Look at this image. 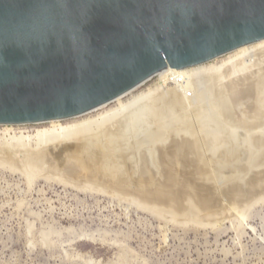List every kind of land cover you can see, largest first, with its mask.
Segmentation results:
<instances>
[{
  "label": "bare ground",
  "instance_id": "1",
  "mask_svg": "<svg viewBox=\"0 0 264 264\" xmlns=\"http://www.w3.org/2000/svg\"><path fill=\"white\" fill-rule=\"evenodd\" d=\"M219 58L167 77L159 87L140 95L136 92L69 120L46 124L35 133L0 132V138L1 134L4 139L9 137L4 142L0 140V155L13 159V155L22 153L21 156L29 155V159L37 162L49 159L50 155L64 158L66 166L62 172L68 178L105 187L103 190L108 192L110 189L119 194H133L140 199L139 205L142 201L148 209L167 208L176 217L211 221L233 211L238 219H245L250 209L264 202V171L259 170L264 167V40ZM243 107L245 113H239ZM239 115L242 118L236 119ZM83 116L87 118L81 119ZM142 118L147 119V131L145 125L141 126L144 130L138 128ZM209 125L233 134L225 137L228 145L225 142L215 145L207 155L201 132ZM136 127L146 133L142 135L140 130L143 138L137 135L132 138L128 144L131 151L126 154L122 140L128 139L124 136ZM166 139L171 141L161 149V179L148 168L140 170L141 164L134 177L125 176L115 155H139L137 151L143 143L156 146ZM215 179L222 182L221 186L211 183ZM245 179L248 187L245 183L242 186L246 189L240 184ZM224 198L232 205L228 210L222 207Z\"/></svg>",
  "mask_w": 264,
  "mask_h": 264
},
{
  "label": "water",
  "instance_id": "2",
  "mask_svg": "<svg viewBox=\"0 0 264 264\" xmlns=\"http://www.w3.org/2000/svg\"><path fill=\"white\" fill-rule=\"evenodd\" d=\"M264 40V0H0V125L97 110Z\"/></svg>",
  "mask_w": 264,
  "mask_h": 264
},
{
  "label": "rangeland",
  "instance_id": "3",
  "mask_svg": "<svg viewBox=\"0 0 264 264\" xmlns=\"http://www.w3.org/2000/svg\"><path fill=\"white\" fill-rule=\"evenodd\" d=\"M160 83L138 91V95L159 87ZM239 113H245L244 107ZM239 118L242 117H236ZM145 121L147 119L142 118L138 128L144 127ZM45 126L0 125V132L27 130L35 133L37 128ZM138 128L135 131L131 128L133 132L124 136L128 139L122 140L123 147H127L126 154L131 151L128 144L136 135L143 138L146 133L143 131L146 125L143 130ZM148 128L147 125L146 131ZM220 129L209 125L201 132L205 137L203 151L207 155L220 143L228 145L225 137L233 133ZM3 135L1 142L9 138L4 139ZM170 141L166 139L159 146L143 143L137 151L139 155H115L122 165L118 164L119 168L126 177L128 174L134 177L141 164L140 170L148 168L161 179L160 153ZM21 154L13 155V159L0 155V264H264V202L250 209L245 219H238L237 214L230 211L212 222L204 219L206 225H202V220L192 221L183 215H177L180 220H176V215L167 208L148 209L142 201L139 205L140 199L133 194H119L110 189L108 192L103 190L105 187L68 178L69 175L63 173L64 158L50 155L49 159L33 162L29 155ZM259 170L264 171V167ZM215 180L211 183L221 186L222 182ZM248 181H241V187L246 189ZM224 199L222 207L228 210L232 205L230 200Z\"/></svg>",
  "mask_w": 264,
  "mask_h": 264
},
{
  "label": "built area",
  "instance_id": "4",
  "mask_svg": "<svg viewBox=\"0 0 264 264\" xmlns=\"http://www.w3.org/2000/svg\"><path fill=\"white\" fill-rule=\"evenodd\" d=\"M192 94L189 93V97H191Z\"/></svg>",
  "mask_w": 264,
  "mask_h": 264
}]
</instances>
